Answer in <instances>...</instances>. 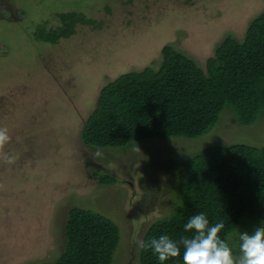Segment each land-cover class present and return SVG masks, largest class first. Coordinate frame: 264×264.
<instances>
[{"label": "rangeland", "instance_id": "obj_1", "mask_svg": "<svg viewBox=\"0 0 264 264\" xmlns=\"http://www.w3.org/2000/svg\"><path fill=\"white\" fill-rule=\"evenodd\" d=\"M10 3L20 15L0 31L7 46L0 52V126L12 137L3 150L7 155H0V264H54L75 207L119 227L112 264H140L136 242L180 204L177 170L183 169L177 165L183 157L208 147H264V114L241 125L230 106L208 133L193 139H147L103 149L81 139L104 85L126 72L159 69L166 46L205 70L223 41L244 40L264 0ZM75 5L95 25L79 26L77 34L56 44L44 41L45 30L59 22L56 15ZM97 172L116 182L102 184ZM262 224L247 214L230 239Z\"/></svg>", "mask_w": 264, "mask_h": 264}, {"label": "trees", "instance_id": "obj_2", "mask_svg": "<svg viewBox=\"0 0 264 264\" xmlns=\"http://www.w3.org/2000/svg\"><path fill=\"white\" fill-rule=\"evenodd\" d=\"M58 24L45 30L51 44L68 39L79 26L96 21L76 5L56 15ZM42 31V32H45ZM215 50L205 70L172 46L162 49L157 70L126 72L104 85L94 112L81 132L82 142L99 149L123 147L133 141L208 133L230 106L241 125L264 114V11L247 27L245 38H228ZM180 204L148 228L144 241L162 234L180 240L189 218L204 213L210 225L224 222L220 237L240 255L239 236L231 240L245 215L264 222V147L244 144L208 147L183 157L177 165ZM102 184L116 178L97 172ZM65 247L54 264H112L120 243L119 227L110 219L82 208L68 213ZM183 253V246H181ZM140 264H160L151 249H140ZM165 264H183L182 255Z\"/></svg>", "mask_w": 264, "mask_h": 264}, {"label": "clouds", "instance_id": "obj_3", "mask_svg": "<svg viewBox=\"0 0 264 264\" xmlns=\"http://www.w3.org/2000/svg\"><path fill=\"white\" fill-rule=\"evenodd\" d=\"M11 139L9 129L0 126V155H7L3 150ZM224 228L222 221L210 225L207 215L201 212L190 217L184 225V231L192 233L190 237L184 236L177 241L162 234L136 243L141 250L151 249L160 264L181 255L183 264H264V224L252 232L240 233L239 256L234 255L232 247L221 239L220 233Z\"/></svg>", "mask_w": 264, "mask_h": 264}, {"label": "flooded vegetation", "instance_id": "obj_4", "mask_svg": "<svg viewBox=\"0 0 264 264\" xmlns=\"http://www.w3.org/2000/svg\"><path fill=\"white\" fill-rule=\"evenodd\" d=\"M10 2H11V0H0V31H1V27L4 23L5 24L9 23L10 20H18V16L20 15L19 8L11 5ZM12 6L15 8H13ZM16 8H18V9H16ZM0 47H2V49L0 50V52H1L7 46L4 42H0Z\"/></svg>", "mask_w": 264, "mask_h": 264}, {"label": "water", "instance_id": "obj_5", "mask_svg": "<svg viewBox=\"0 0 264 264\" xmlns=\"http://www.w3.org/2000/svg\"><path fill=\"white\" fill-rule=\"evenodd\" d=\"M2 49V47H0V50Z\"/></svg>", "mask_w": 264, "mask_h": 264}]
</instances>
